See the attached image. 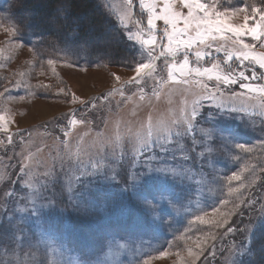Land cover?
Returning <instances> with one entry per match:
<instances>
[{"label":"snow or ice","instance_id":"snow-or-ice-1","mask_svg":"<svg viewBox=\"0 0 264 264\" xmlns=\"http://www.w3.org/2000/svg\"><path fill=\"white\" fill-rule=\"evenodd\" d=\"M138 4L147 14L146 26L142 18L134 19V0H123L120 24L127 32V40L141 45V56L145 59L136 63V76L121 82V88L124 83L139 85L142 79L147 78L156 82L152 95L157 100L164 96L171 104L175 94L191 96V99H182L178 111L169 108L166 117L150 115L146 122L139 124L122 122L123 128L107 136L97 134V139L91 143L77 145L75 152L71 150L68 139L69 126L85 124L86 121L69 119L67 125L60 126L59 130L65 137L60 141L62 150L57 151L46 170L37 171L45 167L39 160L35 165L21 164L17 175L26 177L20 180L25 189L23 194L4 192V197L16 198L15 212H7V205L0 202V247L17 256L15 264H47L45 257L54 244L50 234L41 232L38 237L30 234V220L41 224L46 215H62L63 208L57 213V200L65 194L73 208L87 210L91 205L82 199L81 193L87 191L91 195L100 192L113 186V182L122 183L124 187L120 191L130 192L136 199L139 208L136 225L155 234L165 225L171 228L176 217L192 214L193 201L186 202L184 194L188 182L196 178L198 197L195 210L200 214L189 223L207 226L208 231L197 229L194 240L181 235L187 249V257L182 264H199L202 259L206 264V250L212 249L208 254L215 257L216 242L234 232H239L245 242H233L221 250L222 255L224 251L228 253L224 264H246L243 257L252 256L257 232L264 235V200L254 195L257 182L264 184V176L260 174L264 169L245 165L240 171H233L226 178L229 198L219 199V204L210 212L200 208V201L207 198L206 193L214 196L222 187L213 165L214 157L223 154L239 160L242 157L234 156L235 150L243 153L254 151L253 147L236 142L237 133L226 120L228 117L241 121L246 119L247 108L233 103L243 97L256 102L255 106L264 117V71L258 73L255 67H251L258 66L264 70V51H257V48L264 49V0H241L239 7L233 6L231 0H227V6L222 5L221 0H212L211 3L202 0H138ZM68 6L66 0L57 5L61 17L66 18ZM158 21H162V26H158ZM129 22L134 23L135 32L129 30ZM115 31L118 33L115 39L118 40L123 32L120 29ZM5 32L11 41H16L21 27L14 25L6 28ZM246 38H250L251 43ZM81 48H86V42L81 44ZM221 52L224 53L222 62L215 56ZM233 57L239 61V70L229 63ZM205 58H211L210 67L202 66ZM161 59L163 67L157 64ZM47 63L53 65L55 61L49 59ZM250 67L249 76L246 72ZM165 70L166 79L159 75ZM116 79L120 78L117 76ZM209 82L214 83L210 86ZM237 84L244 91H233L231 86ZM22 86L27 87L21 81L12 85L15 88ZM59 91L64 92V89ZM138 91L139 100L144 101L147 98L144 88ZM5 93H0V96ZM120 95L124 96V92L121 91ZM77 101L85 109L90 103L73 94L70 102ZM205 101L210 102L215 111H208V118L202 120L204 111H207L203 106ZM92 107L95 109L96 106ZM9 122L10 118L0 115V130L8 133L11 143L12 134L7 128ZM23 131L18 129L16 134L23 137ZM186 141L191 142L190 146ZM260 146L264 148V140L260 141ZM57 168L65 175L59 192L56 191ZM8 179L12 184L16 183L11 176ZM150 189L155 192L151 198L146 194ZM245 209L249 212L247 223L243 219ZM164 216L170 219L166 222ZM238 216L241 217L239 221L236 220ZM191 230L189 228L185 232ZM190 240L192 243H188ZM105 246L110 259L80 257L72 261L61 259L56 264H122V254H142L140 246L123 243L115 237L107 238ZM159 255L163 257L168 253L160 252ZM0 264L10 262L0 261Z\"/></svg>","mask_w":264,"mask_h":264},{"label":"rangeland","instance_id":"rangeland-1","mask_svg":"<svg viewBox=\"0 0 264 264\" xmlns=\"http://www.w3.org/2000/svg\"><path fill=\"white\" fill-rule=\"evenodd\" d=\"M26 1L33 5L34 9L31 13L41 14L43 20L49 23L50 30L55 32V20H61L57 10V5L61 3V0L56 1L50 15L42 13L43 8H47L44 0ZM24 2V0H0V93H5V89H8L7 93L0 96V115L10 118L7 128L12 134V142L9 143L8 133L0 130V202L7 205V212H15L16 198L4 197V192L15 191L17 194H23L25 190L20 180L26 177L17 175L20 165H35V162L39 160L45 167H40L37 171L46 170V166L51 163L57 151L62 150L60 141L65 137L59 129L60 126L67 125L69 119H84L86 121L85 124L77 123L69 126L68 139L71 142V150L75 152L77 145L84 146L91 143L92 140L97 139V134L107 136L113 134L118 128H123L122 122L139 124L141 121L146 122L150 115L166 117L169 108L178 111L182 99H191V96L182 97L180 94H175L172 96L171 104L164 96L157 100L152 95L156 88V82L147 78L142 79L139 85L124 83L121 88V82L136 76L134 71L136 63L143 62L145 59L141 56V45L136 41L127 40V32L120 24L123 0H94V2H96L95 6L99 4L104 7L106 13L112 17L111 22L123 32L121 38L127 41V48L132 50L134 57L130 62L126 59L121 64L113 62L99 65H94L93 62L83 59H81L83 63H76L73 59V51L68 47L61 48L58 54L55 51L49 52L47 48L52 46L51 39H48L45 48L42 47L39 44L41 39L37 35L41 31L46 33L47 28L36 24L33 30L40 32L30 31L27 33L25 24H20L15 19V16L18 17L16 15L19 10L18 5L20 6ZM66 2L68 3L69 0ZM202 2L211 3L212 0H202ZM89 4L93 12L98 14L101 19L99 14L102 13L101 10L94 7L92 3ZM18 14L27 17L24 9L19 10ZM66 15L67 19L76 21L79 23L78 25L85 27L87 38L84 39V42L87 46L97 41L106 55L115 52V37L105 35L106 26L102 31L92 22L91 11L85 9L75 16L66 12ZM146 15V12L139 8L138 0H134V19L142 18V22L146 26ZM157 24L162 26V21H158ZM14 25L21 27V33L19 39L11 41L5 29ZM128 28L136 31L132 22H129ZM246 39L251 43L250 38ZM18 45H23V47ZM75 51L79 53L81 50L76 48ZM257 51H264V49L257 48ZM215 56L221 62L224 59L223 52L215 53ZM49 59L54 60L55 63L49 65L47 63ZM192 60L194 61V57ZM211 62V58H205L201 64L203 67H210ZM229 63L233 68L240 69L239 61L235 57ZM157 64L163 67V59L157 61ZM251 67H255L258 73L264 71L258 66ZM251 67L246 72L249 76ZM159 75L166 79V70ZM117 76L120 78L119 80L116 79ZM17 81H21L22 85L27 87H12ZM260 82L255 81V83ZM213 83L209 82L210 86ZM61 88L64 89V92L59 91ZM139 88H144L147 94L144 101L139 100ZM231 88L236 92L244 91L239 88L238 84ZM121 91L124 92V96L120 95ZM73 94L79 100L90 101L88 108L85 109L78 101L71 103ZM21 96L24 98L20 99ZM9 97H14V99ZM233 103L237 107L247 108L246 119L241 121L235 117H228L226 123L237 133L236 142L251 146L254 151L243 153L240 150H235L233 155L242 157L239 160L225 157L223 154H217L214 157L213 165L216 173L219 174L222 187L214 196L206 193V200L200 201V208L205 212H210L212 207L217 206L219 199L229 198L226 178L233 171L238 172L245 165L255 166L257 170L264 169V148L260 146V141L264 140V123H261L264 117L260 115V110L255 106L256 102L249 97L238 98ZM93 105L96 106L95 109H93ZM203 106L207 111H204L202 120L208 118V111H215L208 101L203 102ZM55 118L59 123L53 124L56 122ZM87 121H92V123L88 124ZM43 122L48 124V129L39 127V124ZM202 126L206 127L207 125ZM18 129L24 130L23 137L16 134ZM186 143L189 146L191 144L190 141H186ZM192 155L195 159V153ZM193 167L196 168L197 165L193 163ZM205 171L208 169L206 168ZM260 174L264 176V173ZM244 175L247 176L248 173H244ZM9 176L16 181L15 184L11 183V180L8 179ZM57 180L56 191L59 192L65 181V175L58 168ZM195 180L196 178H193L188 182L184 194L186 202L193 201L194 211L192 214L176 217L171 228L165 225L155 234L146 232L136 225L135 221L139 216L137 201L130 192H121L120 189L124 185L117 182H113V186L105 187L100 192H94L91 195L87 191H83L82 199L91 205L84 211L73 208L67 194L63 195L57 200V213L60 208H63L62 215H46L41 224L30 220L28 228L30 234H35L38 237L41 232H44L50 234L54 241L45 257L47 264H56L61 259L72 261L80 257L110 259L105 240L111 237H115L123 243L140 246L142 254L133 256L130 253H124L122 254V264H144V261H148V264H182V260L187 257V249L185 241L180 239L181 235L190 236L194 240L197 229L208 231L207 226L189 223L194 216L200 214L195 210L198 197V185ZM233 186H236V182H233ZM146 194L151 198L155 192L150 189ZM254 195L256 198L264 200V184L257 182ZM258 210L259 205H257V213ZM17 215L22 214L17 213ZM121 217L125 221H122ZM252 218L255 219V216ZM169 219L168 216H164L166 222ZM240 219L241 217H236L237 221ZM243 219L247 223L249 219L247 209L244 211ZM189 228L192 230L185 232ZM233 242L240 244L245 241L239 232L224 236L222 241L216 242L215 257L208 254L212 249L206 250V264H224L228 253L224 251L222 255L221 250L226 249ZM188 243H192V241L190 240ZM160 252H167L168 255L161 257ZM178 252L179 255H177ZM16 259V255L10 251L6 252L0 247V261H9L10 264H15ZM243 259L246 264H253L249 256H245ZM199 264H205V261L202 259Z\"/></svg>","mask_w":264,"mask_h":264},{"label":"trees","instance_id":"trees-1","mask_svg":"<svg viewBox=\"0 0 264 264\" xmlns=\"http://www.w3.org/2000/svg\"><path fill=\"white\" fill-rule=\"evenodd\" d=\"M25 2L18 5L19 10L24 9V11L27 13V17H24L20 14H18V11L16 12L15 19L20 24H25V30L27 33L30 31H34L35 33H39L40 31L33 30L35 29L36 24H41L47 28V32L44 33L41 31L37 36L41 39L42 47L45 48V46L48 43V39H51L52 46L50 48H47V50L51 53L54 51L58 54L60 52V49L63 47H68L73 51V59L76 63H83V60H89L94 63V65H99L101 63H123L126 59L130 62L132 57H134V54L130 48H127V41L122 39L121 37L117 40L115 43V52L113 54L104 53L102 51L101 45L94 41L90 46L86 45V48H81V44L85 43L84 39L87 38L86 29L83 25H78L79 23L76 21H71L64 17H60L61 20H55L54 25V31L52 32L49 28V23L47 21L43 20V17L41 14H32L31 11L34 9L32 8V4H29L26 0ZM46 2L47 8H43V12L45 15H50L51 11L54 9L56 1L57 0H44ZM94 5V7L99 8L102 13L100 14L99 18L98 14H95L93 10L90 7V4ZM231 3L235 7H239L241 0H231ZM98 4V3H97ZM68 9L67 12L69 15L75 16L78 12L81 11V13L87 9L91 11V20L100 30H105L104 27L106 26V30L104 31L105 35L117 37L118 33L115 31V29H118L112 22V17L106 13L103 6L96 5V2L94 0H69L68 2ZM222 5L227 6V0L222 1ZM22 8V9H20ZM20 15V16H19ZM44 16V15H43ZM42 30V29H41ZM43 38V40H42ZM78 48L81 51L77 53L75 49ZM126 61V62H128ZM56 122L53 124L59 123V121L55 118ZM39 127L47 128L48 124L46 122L40 123ZM52 127V125H51ZM48 129V128H47ZM122 221H125L124 218H122ZM253 254L250 257V260L253 262V264H264V235H262L260 232H257L256 238L253 242Z\"/></svg>","mask_w":264,"mask_h":264}]
</instances>
